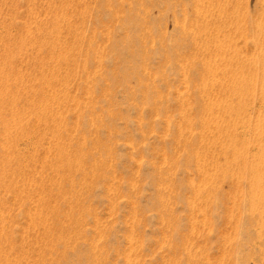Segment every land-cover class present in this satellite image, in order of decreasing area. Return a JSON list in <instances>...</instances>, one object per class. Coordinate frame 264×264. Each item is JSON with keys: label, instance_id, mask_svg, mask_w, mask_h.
Instances as JSON below:
<instances>
[{"label": "rangeland", "instance_id": "374dc122", "mask_svg": "<svg viewBox=\"0 0 264 264\" xmlns=\"http://www.w3.org/2000/svg\"><path fill=\"white\" fill-rule=\"evenodd\" d=\"M0 264H264V0H0Z\"/></svg>", "mask_w": 264, "mask_h": 264}, {"label": "bare ground", "instance_id": "6f19581e", "mask_svg": "<svg viewBox=\"0 0 264 264\" xmlns=\"http://www.w3.org/2000/svg\"><path fill=\"white\" fill-rule=\"evenodd\" d=\"M231 138V137H230ZM240 138V137H239ZM238 140V139H237ZM72 150V149H71Z\"/></svg>", "mask_w": 264, "mask_h": 264}]
</instances>
